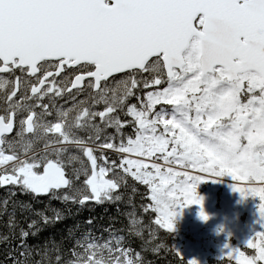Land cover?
<instances>
[{"label": "snow or ice", "instance_id": "snow-or-ice-1", "mask_svg": "<svg viewBox=\"0 0 264 264\" xmlns=\"http://www.w3.org/2000/svg\"><path fill=\"white\" fill-rule=\"evenodd\" d=\"M69 69L75 74L67 84L57 79ZM17 70L35 78L25 99L36 104L12 102L20 78L0 76V91L13 84L0 114V186L35 196L72 189L64 159L72 145L87 157L91 172L81 161L76 178L86 177L85 188L78 199L64 195L65 201L120 199L113 195L124 181L119 168L149 187L152 203L145 211L155 213V224L170 233L186 207L199 205L201 219H210L197 194L203 183L230 176L246 182L234 191L264 202V0H0V74ZM116 74L124 78L110 89ZM85 87L95 91L93 106L103 103V110L74 106L58 111L56 122L43 121L52 114L45 97ZM133 97L137 102L130 104ZM21 112H27L18 122L22 154L6 135ZM121 112L130 119L122 120ZM129 124L134 136L125 137ZM108 128L115 134L102 137ZM89 129L95 135L87 139L76 134ZM25 134L45 139L43 154L33 151ZM104 149L121 154L120 163L94 154ZM131 157H155L166 167ZM259 211L264 218V203ZM27 236L22 233V239ZM111 243H89L69 264H142L120 240L115 248ZM246 247L253 254L226 246L224 255L235 264H264V230Z\"/></svg>", "mask_w": 264, "mask_h": 264}, {"label": "trees", "instance_id": "trees-1", "mask_svg": "<svg viewBox=\"0 0 264 264\" xmlns=\"http://www.w3.org/2000/svg\"><path fill=\"white\" fill-rule=\"evenodd\" d=\"M107 156L109 161L120 163L115 155ZM116 171L124 176L119 189L113 192L120 199L103 203L80 204L63 199L66 194L79 198L78 193L85 188L84 175L79 179L76 175L69 177L72 189L46 199L22 192L18 186L0 187V264H69L76 258L74 253H82L89 243L112 242L115 248L117 240L134 259L138 253L142 264L191 261L178 258L174 235L155 224V213L145 211L152 203L149 187L119 168ZM112 175L109 173L107 178ZM23 232L28 236L22 239ZM215 264L233 263L215 259Z\"/></svg>", "mask_w": 264, "mask_h": 264}, {"label": "rangeland", "instance_id": "rangeland-1", "mask_svg": "<svg viewBox=\"0 0 264 264\" xmlns=\"http://www.w3.org/2000/svg\"><path fill=\"white\" fill-rule=\"evenodd\" d=\"M148 76L150 74L146 73L144 77ZM32 140L33 144L41 143L39 139ZM153 158L142 159L146 160L145 163L151 164L155 161ZM156 162L164 165L162 160ZM172 167L177 171H183L180 165H172ZM226 177L232 181L221 190L219 200L216 195L219 186L208 182L197 187L198 196L203 198V211L210 219L207 221L201 219V207L193 205L184 208L182 215L175 221L176 230L172 232L176 238L175 249L181 255L198 261L199 264H207L208 260L213 262V258H229L224 255L228 251L226 246L241 249V246H246L247 241L256 232L264 230L261 228L264 218L259 211V206L264 202L259 197L248 195L245 198L241 193L234 191L235 185L242 186L246 182H237L230 176Z\"/></svg>", "mask_w": 264, "mask_h": 264}, {"label": "flooded vegetation", "instance_id": "flooded-vegetation-1", "mask_svg": "<svg viewBox=\"0 0 264 264\" xmlns=\"http://www.w3.org/2000/svg\"><path fill=\"white\" fill-rule=\"evenodd\" d=\"M74 74H75L74 70L69 69L67 74L61 73L60 77H58L57 79L58 80L63 79L64 83L67 84L68 81L73 78ZM0 76H3L5 78L9 79L10 81H15L16 77L20 78V83L17 86V89H18L17 94H16V97H13L12 102L23 101L25 106L36 104V101L34 99H25L26 96H31L29 84L35 82L34 77L26 76L25 74L21 73L19 70H17L14 74L6 73V74H0ZM122 78H124V76H120V75L115 76V79L111 78V80L108 83V87L110 89L116 87L117 84L119 83V80ZM85 84H87V79L85 80ZM61 86H63V85H61ZM12 88H13V84H9L6 91H0V114H4V109H5L4 106H6V107L8 106L7 102H6V95L11 92ZM95 95H96V93L93 89L85 87L82 92H78L77 89H75V90H72L71 92H65L63 94V96H58L55 98L45 97L43 103L49 105V111H50V104H52V101H56V102L60 103L58 111L72 109L74 106H75L77 111L81 107H93V110H103L104 109L103 103L96 104L93 106V99L92 98ZM81 101H86V103L81 104L80 103ZM34 110L37 112L38 115L42 111L40 107H35ZM26 115H27V112L18 113V115L16 117V125L14 127L15 128L14 133H18L20 131V127H19L18 122L20 119L24 118ZM72 115H75V112H73ZM119 115H120L121 119L124 120L123 112L119 113ZM49 117H52V116L51 115L44 116L43 121H47V119ZM96 123L99 124L100 123L99 120H97ZM123 132H124L125 137L130 136V135L134 136V129L131 125H128L127 127H125L123 129ZM76 134L80 137L85 138V139H87L90 135H92V136L95 135V133L91 129H89L87 131H79L78 130ZM108 134H115V130L108 128V129H104V131L101 133L102 137L106 136ZM25 136H29V134H25ZM9 140H11V139H9ZM71 151H75V150H71V149L68 150V152H71ZM64 159H65V164H66V169H65L66 173L76 174V166L73 165L72 161L69 162V156L64 154ZM12 186H14V185H6V187H12Z\"/></svg>", "mask_w": 264, "mask_h": 264}, {"label": "water", "instance_id": "water-1", "mask_svg": "<svg viewBox=\"0 0 264 264\" xmlns=\"http://www.w3.org/2000/svg\"><path fill=\"white\" fill-rule=\"evenodd\" d=\"M42 196H45V195H42Z\"/></svg>", "mask_w": 264, "mask_h": 264}, {"label": "bare ground", "instance_id": "bare-ground-1", "mask_svg": "<svg viewBox=\"0 0 264 264\" xmlns=\"http://www.w3.org/2000/svg\"><path fill=\"white\" fill-rule=\"evenodd\" d=\"M4 74H6V73H4Z\"/></svg>", "mask_w": 264, "mask_h": 264}]
</instances>
